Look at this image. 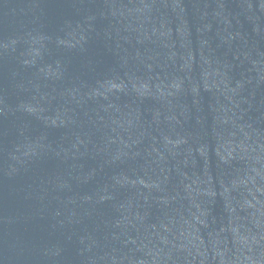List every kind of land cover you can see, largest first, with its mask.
Wrapping results in <instances>:
<instances>
[{"label":"water","instance_id":"water-1","mask_svg":"<svg viewBox=\"0 0 264 264\" xmlns=\"http://www.w3.org/2000/svg\"><path fill=\"white\" fill-rule=\"evenodd\" d=\"M0 264H264V0H0Z\"/></svg>","mask_w":264,"mask_h":264}]
</instances>
